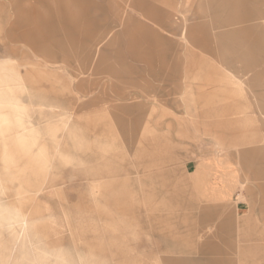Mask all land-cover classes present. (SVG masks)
<instances>
[{"label": "rangeland", "instance_id": "374dc122", "mask_svg": "<svg viewBox=\"0 0 264 264\" xmlns=\"http://www.w3.org/2000/svg\"><path fill=\"white\" fill-rule=\"evenodd\" d=\"M131 3L0 0V264L13 259L8 257L11 244L5 229L23 216L21 235L27 219L28 235L39 241H25L22 250L47 264H68L52 256L44 259V252L66 248L79 252V264H135L141 254V264H154L149 261L153 256L181 257L192 264H264V105L257 99L264 94V83L254 86L234 78L244 68L251 69L250 78L264 76V42L245 41L240 35L231 39L225 26L217 36L207 32L205 49L194 35L179 37L171 63L181 68L179 75L187 77L189 85L118 84L125 91L143 89V95L159 100L126 102L143 104L145 119L157 131L125 135L112 112H76L93 96L108 99L107 107L115 103L108 85L113 80L92 72L102 68L104 47L113 35L126 31ZM156 3L167 5L166 0ZM170 5L195 26L197 0H172ZM130 22L135 24L133 32H146L135 19ZM180 27L178 36L188 25ZM215 43L222 44L220 51ZM158 45V53L165 54L166 42ZM119 47L116 43L111 48ZM80 81L84 91L92 82L99 86L80 99ZM71 119L81 134L111 148L102 152L96 146H66L64 134ZM204 164L212 167L205 170L209 175L216 166V175L240 178L235 201L213 205L199 199L192 171ZM93 166L138 171L124 189L129 198L121 195L120 181L108 179L107 188L106 183L97 188L87 180L68 178ZM53 180L62 183L50 187ZM112 220L125 221L129 228L118 225L113 230ZM142 242L148 248L140 252ZM171 243L182 253H168ZM206 247L218 249L202 252Z\"/></svg>", "mask_w": 264, "mask_h": 264}, {"label": "crops", "instance_id": "0c3cea01", "mask_svg": "<svg viewBox=\"0 0 264 264\" xmlns=\"http://www.w3.org/2000/svg\"><path fill=\"white\" fill-rule=\"evenodd\" d=\"M171 1L172 0H166V7L161 8L156 3L158 0H132L129 10L131 16L128 17L126 31L113 35L114 37L112 40L104 47L101 60L102 68H94L92 72L94 75L106 74L107 78L113 80L108 85L112 92L111 101L115 103L111 104L112 107L110 106V108L109 106H106L108 99L93 96L86 104L78 106L76 113L82 111L90 112V109L91 112H103L106 110L112 112L118 128L125 135L136 134L137 132L145 130L157 131L156 126L152 124L151 120L149 118L145 119V106L143 104L126 103L129 100L140 99L141 97H145L147 100L152 98L151 101H159L158 99H155L156 95H143V89L125 91L123 88H119L118 84L136 88L137 83L143 81L146 84V88H151L153 87V81H156L164 84V86L170 87H177L182 84L188 86L190 83L189 79L179 75L181 68H175L171 63L174 56L175 42H177V39L185 33L197 37L199 40L198 46L203 49H205L204 40L207 32H209L210 35L215 34V36H217L222 32V26H225V30L229 29L231 39L236 35H240L245 41L256 39L264 42V0H197L199 9L193 12V15L197 16V22L194 27L189 26V19L183 12H179L175 5H170ZM142 13L145 14L144 17L142 16ZM134 19L146 32L141 34L133 32L135 24H132L130 21H133ZM206 24H209L212 27L208 28V30H206L205 27L201 28ZM184 25H188V27L184 28V33L178 36L182 32L180 26ZM234 27H236V29ZM154 41L155 43L149 47L143 44L145 42ZM160 41L166 42L165 54L158 53V43ZM116 43L119 44L120 47L116 50H112V45ZM221 47V43L214 44V49L217 51H220ZM147 49H150V55L147 54ZM136 62H143L145 65L139 67L135 65ZM244 69L246 71L241 75H238V77L234 75L236 82L262 86L260 84L264 83V76L261 73H259V76L255 75L250 78L248 77V72L251 69ZM148 78L150 79L148 80ZM197 79L200 80L199 78ZM106 85L107 84L104 83L102 89H104V86ZM98 86L99 82H92L90 84L91 89L89 91H84L83 83L80 81L76 86V91L81 99L87 95L93 94V91ZM101 93L105 94V90H102ZM257 99L260 100L259 103L264 105V94H259ZM151 109L154 108L152 107ZM260 112L264 114V108H262ZM79 130V127L73 122V119H71L64 134L63 141L66 146L68 143H72L78 150H93V146H96V148L99 147L102 152H107L111 148L110 144L100 141L97 137L90 140V138L81 134ZM127 142L131 144L129 140H127ZM251 156L254 158L258 157V155ZM90 157L91 159L94 158L92 154ZM126 157V155L121 156V160H125ZM73 161H77L79 164L87 162L86 160L79 158H73ZM209 167H211L210 164H204L200 167H195L192 171V173H194L193 178L199 199L213 205L235 201L239 193L238 188L235 186L240 184V178L224 177L223 175L218 176L216 175V166L212 169V171L214 170L215 172L209 175V172H205ZM137 172L138 171L129 169H124L118 172L117 170H111L107 167L100 168L99 170L96 166H93L84 171L79 170L77 172H71L68 174V178L87 180L91 186L97 185V188L99 185H103V183H106L104 187L107 188L109 185L107 181L108 179L112 181H120L119 184L121 185L122 195L125 193L124 189L129 188L131 185L132 178L130 176ZM61 183L62 181L53 180L50 182V187H57ZM112 186L113 185L111 184L110 187ZM127 194L128 193H125L123 195L126 199L129 198L126 197ZM128 208L133 212L140 211L139 207L131 208L128 206ZM23 218L25 217L23 216L22 219ZM21 220L11 223L5 229L7 235L10 237L9 242L11 244L8 247L10 248L8 257H13L10 264H41V261L45 260L39 259L38 255L35 253L32 254L28 250H22L25 241H30L31 244H34L38 242L39 239H35L34 235L30 238V235H28L30 222L27 219L28 226L27 228L25 226L24 234L21 235V231L19 230ZM111 223L110 227H112L113 230L118 225H123L125 228L129 226L125 221L112 220ZM146 248H148V244L142 242L139 250H141L140 252H143ZM216 249L218 248L206 247L201 251L216 253ZM167 252L182 253V249L177 246L176 243H173L171 250ZM44 254H46L44 258L46 260L50 259L52 256L55 258L54 261L61 260L68 264H79V252L76 250L66 248L65 250H59L58 252L46 251ZM141 259H145L143 254H141L139 258H134L133 263L141 264ZM149 261L154 264H192L191 261L185 258L173 256L163 257L161 260L159 257L153 256L150 257ZM92 262L98 264L97 260H92ZM143 262H145V260ZM42 264L47 263L43 262Z\"/></svg>", "mask_w": 264, "mask_h": 264}]
</instances>
